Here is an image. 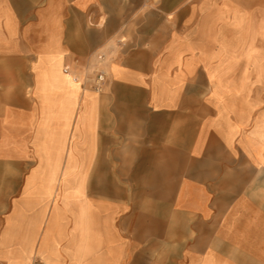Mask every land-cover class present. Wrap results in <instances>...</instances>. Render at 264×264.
Returning a JSON list of instances; mask_svg holds the SVG:
<instances>
[{"label": "crops", "instance_id": "1", "mask_svg": "<svg viewBox=\"0 0 264 264\" xmlns=\"http://www.w3.org/2000/svg\"><path fill=\"white\" fill-rule=\"evenodd\" d=\"M0 264H264V0H0Z\"/></svg>", "mask_w": 264, "mask_h": 264}, {"label": "built area", "instance_id": "2", "mask_svg": "<svg viewBox=\"0 0 264 264\" xmlns=\"http://www.w3.org/2000/svg\"><path fill=\"white\" fill-rule=\"evenodd\" d=\"M107 74L108 72L105 68L101 67L98 69V73H97V77H96L95 85H94L96 89L101 90L103 80L105 79Z\"/></svg>", "mask_w": 264, "mask_h": 264}, {"label": "bare ground", "instance_id": "3", "mask_svg": "<svg viewBox=\"0 0 264 264\" xmlns=\"http://www.w3.org/2000/svg\"><path fill=\"white\" fill-rule=\"evenodd\" d=\"M5 258H16L17 260H25L26 253L14 252L13 250L8 251L5 249L2 253Z\"/></svg>", "mask_w": 264, "mask_h": 264}, {"label": "rangeland", "instance_id": "4", "mask_svg": "<svg viewBox=\"0 0 264 264\" xmlns=\"http://www.w3.org/2000/svg\"><path fill=\"white\" fill-rule=\"evenodd\" d=\"M101 67H103V66H99V68H101ZM99 68H97V69H95V71H94V79L96 80V76H97V73H98V69Z\"/></svg>", "mask_w": 264, "mask_h": 264}]
</instances>
